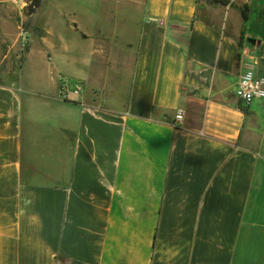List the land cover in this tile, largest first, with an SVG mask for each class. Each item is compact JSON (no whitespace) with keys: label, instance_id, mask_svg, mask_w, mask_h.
Returning <instances> with one entry per match:
<instances>
[{"label":"crops","instance_id":"crops-1","mask_svg":"<svg viewBox=\"0 0 264 264\" xmlns=\"http://www.w3.org/2000/svg\"><path fill=\"white\" fill-rule=\"evenodd\" d=\"M235 2L29 13L27 74L0 82V264H264V99L236 95L264 38Z\"/></svg>","mask_w":264,"mask_h":264},{"label":"rangeland","instance_id":"rangeland-1","mask_svg":"<svg viewBox=\"0 0 264 264\" xmlns=\"http://www.w3.org/2000/svg\"><path fill=\"white\" fill-rule=\"evenodd\" d=\"M32 0H8L3 1L0 8V82H13L19 84L21 70L26 76L27 71L22 69L28 44H22V37L27 32L29 36L35 37L32 25L30 24L28 6ZM43 6L39 10L35 19L40 24L51 22L57 15V10L72 12V10L84 9L87 7L99 6L100 0H42ZM242 0H236L232 4L233 8L244 4ZM26 3V4H25ZM108 5V3H103ZM112 4V3H111ZM113 5L124 6V2L118 1ZM254 19V23L244 24L242 40L245 42L247 34L253 38H264V0H251L249 4V20ZM53 22V21H52ZM248 32V33H247ZM29 41V37H28ZM26 79V77H25ZM69 82L61 77V81ZM70 83V82H69ZM73 84V83H71Z\"/></svg>","mask_w":264,"mask_h":264},{"label":"built area","instance_id":"built-area-1","mask_svg":"<svg viewBox=\"0 0 264 264\" xmlns=\"http://www.w3.org/2000/svg\"><path fill=\"white\" fill-rule=\"evenodd\" d=\"M14 1L16 2L17 0ZM82 91V84H71L62 79L59 91L62 98L68 99L72 94L79 96ZM236 95L245 104H250L254 99H264V75L258 74L253 65H247L245 70L240 74ZM183 117V109H177L175 120L181 121Z\"/></svg>","mask_w":264,"mask_h":264},{"label":"trees","instance_id":"trees-1","mask_svg":"<svg viewBox=\"0 0 264 264\" xmlns=\"http://www.w3.org/2000/svg\"><path fill=\"white\" fill-rule=\"evenodd\" d=\"M208 1L213 4H223V5H227L230 3V0H208ZM40 5H41V0H32L28 6L29 13L34 12L36 8L39 7ZM238 9L240 10L243 21L246 23L249 20V4L244 3L238 6Z\"/></svg>","mask_w":264,"mask_h":264},{"label":"water","instance_id":"water-1","mask_svg":"<svg viewBox=\"0 0 264 264\" xmlns=\"http://www.w3.org/2000/svg\"><path fill=\"white\" fill-rule=\"evenodd\" d=\"M37 31H38V30H37ZM250 40H251V41H254V39H253V38H250Z\"/></svg>","mask_w":264,"mask_h":264}]
</instances>
